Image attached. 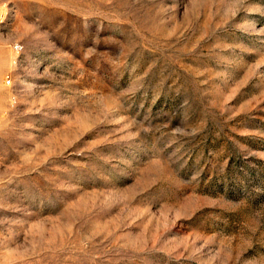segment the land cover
<instances>
[{
	"label": "rangeland",
	"instance_id": "obj_1",
	"mask_svg": "<svg viewBox=\"0 0 264 264\" xmlns=\"http://www.w3.org/2000/svg\"><path fill=\"white\" fill-rule=\"evenodd\" d=\"M0 264H264V0H0Z\"/></svg>",
	"mask_w": 264,
	"mask_h": 264
},
{
	"label": "built area",
	"instance_id": "obj_2",
	"mask_svg": "<svg viewBox=\"0 0 264 264\" xmlns=\"http://www.w3.org/2000/svg\"><path fill=\"white\" fill-rule=\"evenodd\" d=\"M6 81H7V83H10V81H11V78L9 77V75H8V76H6Z\"/></svg>",
	"mask_w": 264,
	"mask_h": 264
}]
</instances>
